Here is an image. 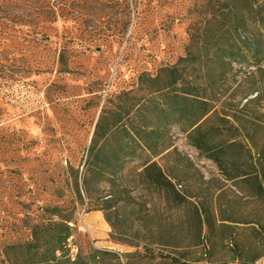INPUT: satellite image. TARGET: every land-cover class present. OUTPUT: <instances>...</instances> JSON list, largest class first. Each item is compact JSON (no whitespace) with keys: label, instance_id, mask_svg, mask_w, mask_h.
<instances>
[{"label":"rangeland","instance_id":"374dc122","mask_svg":"<svg viewBox=\"0 0 264 264\" xmlns=\"http://www.w3.org/2000/svg\"><path fill=\"white\" fill-rule=\"evenodd\" d=\"M201 22L196 0H0V250L25 240L26 221L43 208L58 206L74 222L71 259L92 246L130 264H264V204L254 184L225 179L175 127L151 159L187 202H167L150 172L138 174L143 155L93 186L111 199L114 227L75 191L102 105L136 88L140 72L174 64ZM232 66L216 106L259 125L264 101L243 106V97L263 85L264 63ZM151 226L165 244L149 245V255L128 244Z\"/></svg>","mask_w":264,"mask_h":264},{"label":"trees","instance_id":"16d2710c","mask_svg":"<svg viewBox=\"0 0 264 264\" xmlns=\"http://www.w3.org/2000/svg\"><path fill=\"white\" fill-rule=\"evenodd\" d=\"M196 1L202 22L189 34L184 54L174 64L160 66L154 74L140 72L136 88L122 90L103 104L94 124L82 164V192L76 181L75 191L80 204L84 198L91 200L112 227L111 199L95 195L93 186L121 177L125 164L136 157L144 156L138 174L150 172L167 202H187L151 159L168 148L161 142L172 127L211 159L225 179L254 184L264 204V121L259 126L240 111L229 115L216 106L233 64L259 68L264 63V0ZM60 61L66 64L62 56ZM248 95L243 97V106L264 101V82L254 96ZM256 136L262 139L261 144L257 145ZM43 212L39 220L26 221L29 235L25 240L3 244L0 264H130L121 263L114 251L92 246L84 255L79 251L71 259L67 247L75 229L71 216L62 214L58 206L45 207ZM222 220L235 221L228 217ZM259 225L264 231V224ZM154 226L147 233L137 230L135 241H124L149 255V245L165 244L155 236Z\"/></svg>","mask_w":264,"mask_h":264}]
</instances>
